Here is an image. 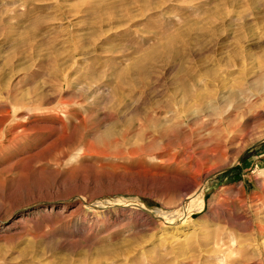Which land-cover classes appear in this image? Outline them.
<instances>
[{
  "label": "rangeland",
  "instance_id": "rangeland-1",
  "mask_svg": "<svg viewBox=\"0 0 264 264\" xmlns=\"http://www.w3.org/2000/svg\"><path fill=\"white\" fill-rule=\"evenodd\" d=\"M0 264H264V0H0Z\"/></svg>",
  "mask_w": 264,
  "mask_h": 264
}]
</instances>
